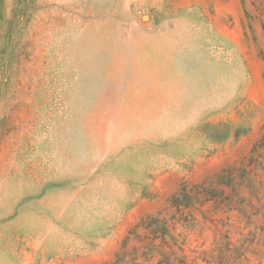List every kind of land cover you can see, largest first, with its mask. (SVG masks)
Segmentation results:
<instances>
[{"label":"rangeland","instance_id":"obj_1","mask_svg":"<svg viewBox=\"0 0 264 264\" xmlns=\"http://www.w3.org/2000/svg\"><path fill=\"white\" fill-rule=\"evenodd\" d=\"M20 1L0 0V264H264V0ZM111 12L177 21L175 93L65 89L85 79L44 43Z\"/></svg>","mask_w":264,"mask_h":264},{"label":"crops","instance_id":"obj_2","mask_svg":"<svg viewBox=\"0 0 264 264\" xmlns=\"http://www.w3.org/2000/svg\"><path fill=\"white\" fill-rule=\"evenodd\" d=\"M128 14L130 16L127 15L125 18L132 20L134 14L131 12ZM99 21L102 20L89 21L87 29L79 30L80 32L74 31L73 27L64 31L51 32L49 42L44 43L46 51L48 46V54L54 61L59 76L66 79L75 77L85 79L83 87L78 88L73 81H68L65 89H104L102 84H105L107 89H127L125 96L129 89H170V94L172 89L174 93L176 89H179V78L185 75L182 77L179 72L177 21L169 19L152 27H147L145 24L143 26L125 25L124 22L127 21L120 22L116 17L106 22ZM161 49L165 50L164 58L169 65V74L164 79L158 69L138 68L143 62L148 66H157L158 57L149 56L148 51L155 52ZM92 53L96 54L97 61L100 63L97 69H94L91 64ZM104 79H106L105 82ZM170 104L171 98L169 103L163 104L161 111L154 118L148 117L138 121L136 125L144 127L142 137L153 138L155 133L151 131V128L155 125L161 126L167 119L170 126L176 124L172 112L167 114ZM115 151L117 147L113 150V154L116 153ZM168 165H171V160L161 156L159 167Z\"/></svg>","mask_w":264,"mask_h":264},{"label":"trees","instance_id":"obj_3","mask_svg":"<svg viewBox=\"0 0 264 264\" xmlns=\"http://www.w3.org/2000/svg\"><path fill=\"white\" fill-rule=\"evenodd\" d=\"M18 10H17V13L21 12L23 7H24V4H22V0L20 1V4L18 5ZM20 14V13H19Z\"/></svg>","mask_w":264,"mask_h":264}]
</instances>
